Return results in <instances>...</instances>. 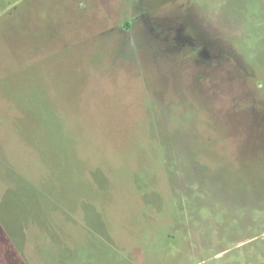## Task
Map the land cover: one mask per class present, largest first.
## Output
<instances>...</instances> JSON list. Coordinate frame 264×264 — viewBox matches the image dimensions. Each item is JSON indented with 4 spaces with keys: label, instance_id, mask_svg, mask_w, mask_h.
<instances>
[{
    "label": "rangeland",
    "instance_id": "1",
    "mask_svg": "<svg viewBox=\"0 0 264 264\" xmlns=\"http://www.w3.org/2000/svg\"><path fill=\"white\" fill-rule=\"evenodd\" d=\"M0 264H264V0H0Z\"/></svg>",
    "mask_w": 264,
    "mask_h": 264
}]
</instances>
